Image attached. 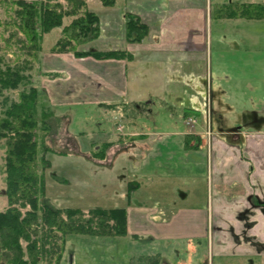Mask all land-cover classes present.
<instances>
[{
	"label": "crops",
	"instance_id": "1",
	"mask_svg": "<svg viewBox=\"0 0 264 264\" xmlns=\"http://www.w3.org/2000/svg\"><path fill=\"white\" fill-rule=\"evenodd\" d=\"M135 1L137 8H133L137 11L130 8V12L148 25V35L141 42H129L125 12L124 39L111 40L118 48H88L125 50L131 58H79L67 52H56L53 60H45L44 65L51 61L58 69L59 85L45 77L52 73L51 68L42 70L44 76L40 82L54 110L91 105L105 111V116L110 111L112 121L127 115L131 117L130 111L126 112L130 104L143 113L141 118L132 115L135 119L132 125L125 119L127 126L124 122L122 131H118L115 124L121 125L123 120L113 121L111 131L107 129V119L97 122L94 117L98 116L93 112L92 116L78 117L74 122L77 126L84 120L86 125L94 122L96 127L78 128L76 132L69 131L70 119L66 114L58 117H62L60 120L63 119L65 132H68L65 142L74 143L75 150H72L77 157L93 159L95 149L111 144L104 159H93L98 166L107 159L111 161L119 151L141 147V184L133 179L137 173L130 179L125 174L122 176L125 182L120 187L127 192L123 207L127 211V235L99 237L141 241L139 264H191L189 252L198 247L204 250L205 240L207 264H213L210 255L211 259L214 256L224 261L234 259V262L228 261L234 264H246L247 260L252 264V257H259L258 264H264V94L257 89L259 86H253L249 105L237 106L226 100L227 93L220 88V83L213 88L209 75L205 78L204 72L196 69L197 63L204 62L212 17L238 31L235 33L243 40L258 43L264 39V18L222 16L229 4L256 5L264 4V0H203L204 6L192 0ZM114 6H104V10L113 13ZM141 6L148 12L144 13ZM234 31L232 36L236 38ZM179 64L182 69L173 73ZM204 84H210V88H205ZM174 96H178L176 108L171 104ZM252 96L257 97L256 100ZM67 100L71 102L66 103ZM111 105L117 106L112 108ZM157 105L166 106L173 113L174 119L166 123L171 127L169 130L159 129V120L145 118L151 115V107ZM101 112L98 114L103 117ZM192 116L196 117V123L190 125L188 120ZM129 141L134 144L129 145ZM86 143L91 148L85 147L81 152L79 146ZM182 178L188 187L178 181ZM200 178L207 179L211 197L205 199L204 194L199 193L197 181ZM99 184L90 185L96 188ZM108 186L112 192L117 188ZM140 187L141 202H133L134 191ZM178 190L185 193L179 195ZM188 191L196 199L192 204L179 201L190 197ZM3 198L7 202L5 196ZM5 209L3 206L0 211ZM183 241L186 247L182 249L187 251L188 257L172 261L169 252ZM0 264H4L1 250Z\"/></svg>",
	"mask_w": 264,
	"mask_h": 264
},
{
	"label": "rangeland",
	"instance_id": "2",
	"mask_svg": "<svg viewBox=\"0 0 264 264\" xmlns=\"http://www.w3.org/2000/svg\"><path fill=\"white\" fill-rule=\"evenodd\" d=\"M34 1L38 2L40 0ZM59 1L67 5L65 0ZM86 1L88 7L93 9V11H95L100 17L101 32L99 38L96 41L84 46H80L79 48H118V46L114 47L112 45L113 43H111V40L114 38L120 40L124 39V13L130 12V8L132 9L134 6V8H137V1L119 0L120 2H118L114 6L113 13L104 10V5L100 2V0ZM143 1L144 0H141V2ZM192 2H198L199 5H203V0H192ZM10 3V1L3 3L0 2V20L4 23L2 26H0V57H2L6 62L3 63V66H5L6 64H11L14 66L16 63H22L25 59L29 58L28 52L24 49H21L18 45L14 44L10 48L5 46V38H7L10 34V31L14 29H12L11 25H9L8 28L6 27V25L11 22L14 15V6H11ZM134 8L133 11H137ZM141 10L144 13L148 12L147 9H142V6ZM149 16L152 15L150 14ZM145 18L148 19L147 16H145ZM71 20L72 17H66L64 20L65 24H69ZM210 21L211 29H209L208 34L209 39L207 43V50L204 51V62L200 61V63H197L196 69L200 71L202 70L204 72L205 78H207V76L209 75L208 77L210 79V82H212L211 85L213 86V88H216V84L220 83V88H222L227 93L228 99L226 100L229 103H236V105H240V107L248 106L250 103V96L252 95L251 88H253V86H259L257 89L259 91L262 90L264 94V39H260L258 43H255L250 39L243 40L237 33H235L238 31H234L232 28H229L226 25L223 26V23L221 21H218L213 17ZM232 31H234L233 33L236 38L232 36ZM59 36H61L60 28L53 29L49 34L45 36L44 41L42 42L41 51L38 53L39 58L34 61L32 70L27 71V73L31 76L33 84L39 91L40 104H49L47 94H45V91L40 87L41 77L44 76L42 70H50L51 68L52 73L48 75L46 74L45 77L51 81H54V83H58V85L61 81L60 76L56 73L58 69L51 64V61H49V64L46 63V65H44L45 60H53V53L56 52L52 51L53 46L51 44H53V42H55ZM68 54L70 56H74L70 52H67V55ZM180 64L176 66L173 73H176L177 71H180L182 69ZM49 65L53 67H50ZM212 77L213 79L211 80ZM204 87L210 88V84H207V86H205L204 84ZM19 91L20 90L2 91V93L0 94V116L3 115V111L9 104L5 102L6 98H9L11 101L17 100ZM252 97L253 100L257 98L254 96ZM174 98L175 99L171 102V104H173L174 108H176L179 104L177 101L178 96H174ZM80 99L81 97L75 101L79 102ZM75 101L73 103H75ZM70 102L71 101L68 100L66 101V103ZM126 108L129 109L126 110V112L130 111V114L136 115L137 117L141 118V115L143 114H141V109L138 110L133 104H130V107ZM151 108V115L145 118H149V120H159V129L169 130L171 127L167 126L166 123L168 119H174L173 113L169 111L170 109L166 106L164 108L163 106H161L160 108L159 105H157V107ZM54 111L57 117H59V115L61 114H66L68 116V118L70 119L69 131L71 132H74L75 129L78 128L80 130H87L86 128H92L94 126L96 127L97 124H94V122L86 125L84 120L82 121L83 123L81 126H77L74 122L75 118L78 117L83 119L88 118L92 114V112L95 114V116H98L94 117L97 122L104 121L103 119H107L105 120V123L108 124L107 129L111 131L113 128V121L114 123H116L119 120H123L121 125L125 122L126 126L127 123L129 125L135 123V119L132 115L131 117H127V115L121 117L120 119L117 118L112 121L111 117L113 116V114L110 111L105 116V111L101 112L100 109L95 108L94 106L92 107L91 105L66 106ZM98 111L101 112L104 116L102 117V115L98 114ZM61 116L60 118H62ZM239 117H241V115ZM127 118L129 122L126 123V121L124 120ZM193 118L195 119L196 117L194 116ZM63 122V119L62 121L60 120L59 124L55 127V131H52L50 134H48V136H45L44 131H42L41 128H39L37 133L39 150L38 165L40 168L39 182L42 181L45 186V193L44 196L40 195V201L41 198L42 200L46 199L53 207L59 209L68 207L80 208L85 213L94 207L107 209L125 207V197L127 192L120 188L122 187V182H125V180L122 181V176L126 174V176L130 179V176L137 173L138 175L133 176V179L139 181V183L141 184V147L129 151H127L126 149L119 151L114 157L112 156L113 160L111 159V161H108L107 159V161H105L102 165L98 166L97 164L92 162L94 158L91 159V156H89V160H87L86 157H77V155L73 152V150H75V147L73 145L74 143L72 144V142L70 141L65 142L66 138L68 137V132H65ZM115 126L118 125L115 124ZM44 142L46 144L45 149L42 146ZM132 144L134 143L129 141V145ZM70 145L72 147H70ZM3 146L4 141L0 140V209L3 206L7 207L8 205V199L4 193L6 183L4 181V176H2L1 173V165L2 163H4L5 155ZM85 147L91 148L89 143H86L84 146H79L81 152L84 151ZM45 151H47L46 155L44 153ZM42 154L46 156V160H49V163L47 165V161L44 160V164L46 166L45 168L42 167ZM112 154H114V152ZM111 166H113L114 168L113 171L109 169ZM126 171L127 173H125ZM128 172H130V174H128ZM151 180L155 179L152 178ZM158 180L159 179H157L156 182H158ZM178 181L184 185H187V187L189 185L185 181V178H182V180L178 179ZM96 182L100 184L97 185L96 188H93L94 185H91L92 183ZM173 183L177 185L176 180H173ZM108 184L111 186L115 185V187L117 186V188H115V190L112 192L111 190H109ZM197 184L200 185L199 193H203V197H205V199L206 197H211V189L208 190L206 178H200L197 181ZM90 188L93 189V192H89ZM182 192L185 193V191L178 190L179 195H181ZM191 193L192 192H189L190 197H188V199L183 198L179 199V201L184 202V204H192L194 200L196 201V199L194 198V195L191 196ZM194 193L196 194L197 192L194 191ZM4 196L7 202L4 201ZM133 196V202H141V187L138 191H134ZM41 210L42 203H39V214H41ZM41 233L42 221L39 220V230L37 236L39 241H41ZM60 237V233L56 234L54 238H52V242H50L49 244L51 250L56 252H53L51 254H43L41 256V262L39 264H139V261L137 259V256L141 251V241L139 240H127L120 237L112 238L114 240H111L99 236L92 237L67 234L64 238V242H62ZM21 243L25 251L27 243L24 240H22ZM203 243L205 245L204 250L198 247L195 248L196 250L194 252H189V259L191 264H207L208 252L206 251V240ZM61 246L62 248L60 249ZM185 247L186 242H181L180 245H178V248L177 246H175V248L169 252L168 257L172 261H175L176 258L181 259V256L187 258V251L184 252L182 249ZM59 254L61 255V258L57 262L56 258ZM25 258H27L26 254ZM259 259V257H252V264L253 261L254 264H258ZM222 260V258H217L215 256L211 259L210 255V262L212 261L211 263L213 264H234L229 263L228 261H235L234 259H225L227 261ZM2 262L4 264H10L6 257H3ZM245 263L249 264L250 261L247 260L245 261Z\"/></svg>",
	"mask_w": 264,
	"mask_h": 264
},
{
	"label": "trees",
	"instance_id": "3",
	"mask_svg": "<svg viewBox=\"0 0 264 264\" xmlns=\"http://www.w3.org/2000/svg\"><path fill=\"white\" fill-rule=\"evenodd\" d=\"M7 1L14 6V15L6 27L11 25L14 29L5 38V46L10 48L16 44L28 52L29 58L14 66H3L6 62L0 57V94L4 90H20L17 100L6 98L5 102L9 104L0 116V140L4 141L5 153L1 173L8 199L6 209L0 211V250L2 259L6 257L10 264H39L43 254L56 252L49 244L58 233L62 242L67 234L92 237L127 235V211L123 207H94L85 213L80 208L59 209L46 199L40 201L45 186L39 182L37 133L41 128L48 136L55 131L60 119L48 103L40 104L39 91L27 71L32 70L34 61L39 58L44 35L55 28L61 29V36L52 47L53 52L99 59L131 58V54L125 50L79 48L96 41L101 32L100 17L88 7L86 0H65L67 5L59 0H0L1 3ZM117 1L100 0L104 6H114ZM222 16L264 18V4H229ZM66 17H72L69 24H65ZM125 18L127 40L141 42L148 35V25L129 12L125 13ZM3 24L0 20V26ZM110 145L95 149L97 153L93 157L104 159ZM42 146L46 148L45 142ZM44 153L46 155L47 151ZM45 155L41 156L43 168L46 167L45 161L46 165L49 163ZM39 203H42L41 214ZM39 220L42 221L41 241L37 237ZM22 240L27 243L25 251ZM60 256H57V262Z\"/></svg>",
	"mask_w": 264,
	"mask_h": 264
},
{
	"label": "built area",
	"instance_id": "4",
	"mask_svg": "<svg viewBox=\"0 0 264 264\" xmlns=\"http://www.w3.org/2000/svg\"><path fill=\"white\" fill-rule=\"evenodd\" d=\"M188 124H190V125L195 124V119H194L193 117L189 118V120H188ZM123 128H124L123 125H118V127H117L118 131H122Z\"/></svg>",
	"mask_w": 264,
	"mask_h": 264
},
{
	"label": "flooded vegetation",
	"instance_id": "5",
	"mask_svg": "<svg viewBox=\"0 0 264 264\" xmlns=\"http://www.w3.org/2000/svg\"><path fill=\"white\" fill-rule=\"evenodd\" d=\"M208 135H209V132H208Z\"/></svg>",
	"mask_w": 264,
	"mask_h": 264
}]
</instances>
